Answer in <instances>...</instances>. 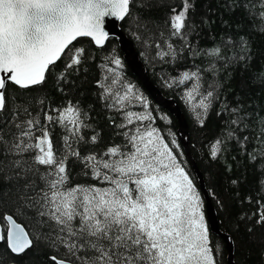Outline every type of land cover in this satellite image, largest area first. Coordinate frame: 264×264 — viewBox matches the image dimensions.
Here are the masks:
<instances>
[{
    "label": "snow or ice",
    "instance_id": "obj_1",
    "mask_svg": "<svg viewBox=\"0 0 264 264\" xmlns=\"http://www.w3.org/2000/svg\"><path fill=\"white\" fill-rule=\"evenodd\" d=\"M158 3L0 0V242L7 253H0V264L6 259L18 264L13 257L23 258L20 264H37L38 256L40 264H220L202 194L172 147H179L175 137L167 139L156 125L168 118L155 115L147 97L127 79L119 56L104 57L97 65L102 76L95 81L103 106L121 117L119 123L109 117L119 142L90 148L102 141L90 122L92 106L69 100L53 107L42 96L49 79L62 94L76 86L96 60L93 46L102 49L110 39L106 18L127 19L142 30L134 35L154 48L162 63L173 64L186 51L194 59L199 52L191 39L198 35L195 0L164 5L169 11L162 24L142 15ZM222 5L229 15L242 13L248 31L242 21L235 26L222 21L237 35L201 55L217 58L226 70L251 71L248 87L264 91V65L252 67V34L264 35V0H222ZM82 38L90 41L88 48ZM208 72L218 74L217 66L194 65L162 79L168 87L186 86L185 102L200 126L213 109L217 116H231L223 121L226 140H235L259 171L255 211L237 215L236 230L245 224L251 235L264 229V147L257 150L253 141L249 150L248 137L235 133L241 125L251 126L260 130L255 140L264 145V104L249 110L246 101L237 100L220 111L216 102L224 82L205 81ZM137 107L141 110H132ZM226 140L211 146L212 159L223 154ZM70 161L79 165L85 181L74 182Z\"/></svg>",
    "mask_w": 264,
    "mask_h": 264
},
{
    "label": "trees",
    "instance_id": "obj_2",
    "mask_svg": "<svg viewBox=\"0 0 264 264\" xmlns=\"http://www.w3.org/2000/svg\"><path fill=\"white\" fill-rule=\"evenodd\" d=\"M169 3L179 5L180 0H159L157 7L152 10H142V15L144 17H152L154 23L162 24L169 11V8L164 5ZM195 3L194 19L197 24L198 35H193L191 39L194 42V47L199 48V52L195 55L194 59L186 51L175 63H162L155 57V49L146 47L142 39H137V35H134V33L142 35V30H137L127 19L121 22V29L128 39L133 42L152 84L166 99L174 100L182 110L183 116L189 127V147L191 155L205 179L206 189L209 192L212 204L218 216L220 230L223 234L229 236V238H233L230 240L234 246V263L264 264V257H262V250H264V229L257 228L254 233L250 235L245 230V224H241L239 231L236 230L237 215L255 211L254 201L259 195L256 182L259 171L254 169L253 164L247 159L245 154L240 151V146L235 140H226L229 129L225 127L223 121L230 120L231 116L227 114L217 116L216 109H213L205 125L200 126L195 120L190 107L185 102L184 91L186 90V86L168 87L162 79V77L171 79L183 70L193 68L194 65L205 70L210 69L212 65H216L218 74L208 72L205 76V81L215 78L224 82V86L221 89V99L216 102L217 108H219L220 111H223V105L225 103L232 105L237 100L246 101L249 104V110L251 107L264 104V91L248 87V81L253 75L251 71H233L231 66L226 70L225 68L219 67L217 58L201 55V53L206 50L211 51L215 46L222 47L229 37L234 38L237 35L231 28L226 27L222 21H227L228 25L233 26L242 21L245 31H248L249 22L247 20H242V13L238 12L235 15H229L222 5V0H195ZM205 20V23H201V21ZM257 23H259V21H257ZM252 40L253 48L256 53L252 67L254 69H259L264 65V35H256L253 33ZM80 42H83L86 48L89 47L90 41H88L87 38H82ZM91 50L96 60L89 63L87 72L81 74V78L78 80L75 87L66 88L65 93L62 94L57 91L52 79H49L43 86L42 96L45 98L46 103L53 107L63 105L69 100H80L85 105L90 104L92 106V120L90 122L93 128L101 133L102 141L99 145H89V147L100 150L106 147L110 142H119V137L114 134L117 130L110 122L109 117L114 119L116 123L120 122L121 117L119 114L109 111L103 106V102L97 95L99 90L95 85L97 78L102 76V69L98 68L97 65L104 60L106 55L119 56L125 67L127 79L135 83L147 97L151 107L157 110L155 115L167 116V120L162 121L157 119L156 125L162 129L167 139L170 140L172 136L175 137L179 147L177 148L174 145L172 147L176 152L182 154L179 159L185 163L186 169L193 177L194 183L198 188L199 182L197 175L180 143V127L178 120L151 98L143 83L128 67L118 40L116 38H110L104 48L100 49L93 46ZM224 51L227 52L228 55L234 54V50L224 49ZM225 97L226 100L224 99ZM132 110L138 111L141 109L137 107ZM169 133L172 135H168ZM88 134L89 132L86 131L85 135L87 136ZM235 134L237 137H248L249 142L247 147L249 150L253 148V141H255L257 145V150H259L260 147H264V145H260L258 140H255L257 136L261 135L258 129L241 125L236 130ZM217 139L226 140L223 146L225 150L218 159H212L210 155L211 146ZM69 164L72 166L71 161ZM72 172L74 182L86 180L85 177L79 175V165L72 166ZM237 178H239V183L233 184L232 180ZM248 196L252 197L253 203H241V201H244ZM210 238L220 247V252L217 257L220 264H230L228 260L229 251L227 243L212 233H210ZM5 248V244L0 243V253L7 256ZM13 259H16L18 264L23 260V258L20 257H13ZM44 259H46V257ZM36 260L37 264H40L41 257H36ZM5 264H8L7 259L5 260ZM25 264H27V262H25Z\"/></svg>",
    "mask_w": 264,
    "mask_h": 264
},
{
    "label": "water",
    "instance_id": "obj_3",
    "mask_svg": "<svg viewBox=\"0 0 264 264\" xmlns=\"http://www.w3.org/2000/svg\"><path fill=\"white\" fill-rule=\"evenodd\" d=\"M121 22L114 18H106V30L110 33V38L118 40L121 51L124 54V59L133 72V74L143 83L146 90L149 92L151 98L162 108L166 109L170 114L176 117L179 123V137L180 143L183 146L185 153L192 165L199 182L198 190H200L204 200V211L206 221L209 225V233L215 234L227 243L229 251V263H234V246L229 239V236L223 234L219 227V220L216 210L212 204L209 192L206 189L205 179L194 161L190 147H189V127L186 119L183 116L182 110L174 100L166 99L163 94L150 81L142 61L139 58L133 42H131L121 29ZM197 187V186H196ZM2 243V242H0Z\"/></svg>",
    "mask_w": 264,
    "mask_h": 264
},
{
    "label": "rangeland",
    "instance_id": "obj_4",
    "mask_svg": "<svg viewBox=\"0 0 264 264\" xmlns=\"http://www.w3.org/2000/svg\"><path fill=\"white\" fill-rule=\"evenodd\" d=\"M210 234V233H209Z\"/></svg>",
    "mask_w": 264,
    "mask_h": 264
}]
</instances>
